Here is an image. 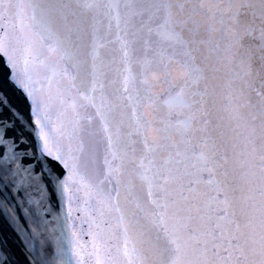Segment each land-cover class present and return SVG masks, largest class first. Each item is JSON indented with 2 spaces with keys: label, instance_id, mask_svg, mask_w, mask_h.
<instances>
[{
  "label": "snow or ice",
  "instance_id": "snow-or-ice-1",
  "mask_svg": "<svg viewBox=\"0 0 264 264\" xmlns=\"http://www.w3.org/2000/svg\"><path fill=\"white\" fill-rule=\"evenodd\" d=\"M0 64L39 129L0 91V184L87 220L76 264H264V0H0Z\"/></svg>",
  "mask_w": 264,
  "mask_h": 264
},
{
  "label": "water",
  "instance_id": "water-1",
  "mask_svg": "<svg viewBox=\"0 0 264 264\" xmlns=\"http://www.w3.org/2000/svg\"><path fill=\"white\" fill-rule=\"evenodd\" d=\"M7 72L0 64V91L24 125L25 137L31 132L29 139H38L35 107L30 109L26 94L6 82ZM223 123L227 125V119ZM36 175L37 181L31 182L32 187L26 179L22 186L11 182L6 187L0 184V264H76L72 255L76 240L71 233L74 230L79 244L90 250L92 237L88 222L78 218L75 212L71 219L67 216L63 195L58 193L51 198L47 187L41 194L35 187L39 180V174Z\"/></svg>",
  "mask_w": 264,
  "mask_h": 264
}]
</instances>
